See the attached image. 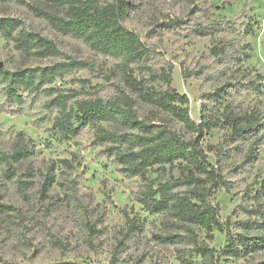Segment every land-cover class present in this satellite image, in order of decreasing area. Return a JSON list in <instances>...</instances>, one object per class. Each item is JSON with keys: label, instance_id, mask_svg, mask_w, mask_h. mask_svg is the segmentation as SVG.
I'll list each match as a JSON object with an SVG mask.
<instances>
[{"label": "rangeland", "instance_id": "rangeland-1", "mask_svg": "<svg viewBox=\"0 0 264 264\" xmlns=\"http://www.w3.org/2000/svg\"><path fill=\"white\" fill-rule=\"evenodd\" d=\"M128 1L122 23L152 50L150 69L170 75L169 81H154L156 89L185 95L196 124L204 118L217 123L206 132L202 146L227 180L229 191L218 186L211 200L218 205L220 218L229 219L230 228L237 231L239 222L247 218L242 208L251 203L244 194L264 176V140L258 144V158L244 163L248 144L227 141L230 128L222 116L253 107L264 116V0ZM30 6L61 13L43 0H0V17L20 20L27 31L52 40L61 55L28 54L0 36V69L42 67L67 57L87 61V68L56 79L52 86L77 92L78 98L106 97L120 87L135 99L140 119L164 124L185 138L194 136L168 111L142 102L127 89L113 58L58 31ZM169 18L185 23L158 27ZM203 25L210 26L211 33L194 34V28ZM135 74L139 77L138 70ZM21 94L22 103L10 102L0 83V151L11 152L21 132L31 152L13 164L14 176L0 164V264H182L181 245L160 239L172 227L163 224L161 214L147 211L135 200L141 181L127 176L106 155L94 139L95 127L87 126L72 139L60 141L51 130L56 110L45 104L50 97ZM169 174L177 176V168L162 178ZM150 175L157 173L152 170ZM199 235L206 238L203 230ZM208 243L220 251L225 234L215 230ZM218 264H264V249L229 260L220 253Z\"/></svg>", "mask_w": 264, "mask_h": 264}, {"label": "trees", "instance_id": "trees-1", "mask_svg": "<svg viewBox=\"0 0 264 264\" xmlns=\"http://www.w3.org/2000/svg\"><path fill=\"white\" fill-rule=\"evenodd\" d=\"M43 1L61 10V13L30 6L36 15L63 34L83 40L96 53L113 58L127 89L142 102L168 111L194 136L185 138L164 124L140 119L136 113L135 99L120 87L106 97L78 98L77 92L62 91L52 86L56 79L88 67L89 62L71 57L42 67L14 71L0 69V83L8 100L22 103L21 91L33 96H49L46 107L56 110L51 130L60 141H68L83 128L94 126V139L104 147L106 155L121 165L127 176L137 177L141 181L135 200L147 211L161 214L163 224L169 223L172 227L160 239L165 243L181 245L178 257L182 264H218L220 253L225 260H229L264 249V176L247 188L244 197L251 203L242 208L247 218L239 222V230L233 231L230 220L220 218L219 207L211 200L218 186L229 191L227 180L210 162L202 146L206 132L217 123L204 118L196 124L190 117L189 101L185 95L175 89H156L154 81H169L170 75L150 69L148 62L152 50L138 33L122 23L130 2ZM183 23L185 20L181 18H169L157 25L159 28H173ZM193 32L205 36L211 33V29L208 25L196 26ZM0 36L12 40L17 50L28 54L40 57L61 55L52 40L27 31L16 18L0 17ZM136 70L139 77L135 74ZM256 87L259 89V86ZM222 117L223 124L230 128L227 141L241 140L247 143L244 163H253L258 158L259 142L264 140V116L261 111L253 107L243 113L229 112ZM16 140L11 152L0 151V164L6 166L12 176L15 169L13 164H19L31 153L21 132H18ZM175 167L177 176L169 174L167 179L162 178ZM152 170L156 171V177H151ZM200 230L205 233L204 240L200 239ZM215 230L225 234V244L220 251L208 243L213 239ZM45 264L83 263L56 261Z\"/></svg>", "mask_w": 264, "mask_h": 264}, {"label": "built area", "instance_id": "built-area-1", "mask_svg": "<svg viewBox=\"0 0 264 264\" xmlns=\"http://www.w3.org/2000/svg\"><path fill=\"white\" fill-rule=\"evenodd\" d=\"M200 121H201V120L199 119V123H200Z\"/></svg>", "mask_w": 264, "mask_h": 264}, {"label": "water", "instance_id": "water-1", "mask_svg": "<svg viewBox=\"0 0 264 264\" xmlns=\"http://www.w3.org/2000/svg\"><path fill=\"white\" fill-rule=\"evenodd\" d=\"M0 67H1V64H0Z\"/></svg>", "mask_w": 264, "mask_h": 264}]
</instances>
